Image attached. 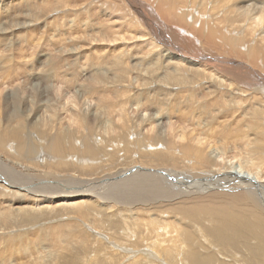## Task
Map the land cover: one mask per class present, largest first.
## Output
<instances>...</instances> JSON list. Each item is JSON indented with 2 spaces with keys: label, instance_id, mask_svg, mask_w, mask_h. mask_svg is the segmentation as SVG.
Wrapping results in <instances>:
<instances>
[{
  "label": "bare ground",
  "instance_id": "1",
  "mask_svg": "<svg viewBox=\"0 0 264 264\" xmlns=\"http://www.w3.org/2000/svg\"><path fill=\"white\" fill-rule=\"evenodd\" d=\"M115 1L120 5L117 17L109 11L114 0L61 5L56 0H0V64L19 54L23 32L49 15L56 17L63 7L69 14L75 8L76 16L85 17L86 11L90 17L78 42L53 43L54 48L41 49L31 59L41 66L52 53L62 62L55 70L76 59L81 72L72 76L71 90L62 88L60 72L55 78L36 70L32 75L18 61V67L11 63L5 68L16 72L20 67L17 74H26L0 81V182L15 188L9 192L0 186L10 195L0 198L2 229L4 216L15 212L17 218L7 222L12 228L33 226L40 235L33 239L40 254L36 258L43 264L81 261L87 232H76L75 225L73 236H67L71 240L66 235L51 240L50 233L39 230L41 218L44 223L61 220L70 209L76 223V217H88L97 207L122 221H148L139 225L152 235L148 250L131 255L128 264H214L219 245L235 258L264 252V243L256 240L264 235V0ZM22 11L26 13L20 16ZM36 53L33 47L29 54ZM50 78L56 91L41 89ZM128 145L134 161L128 166L122 162L112 175L114 167L105 168L109 158L122 161L119 154ZM97 170L102 178L93 176ZM69 178L78 185L62 180ZM19 189L23 196L15 192ZM60 220L55 230L63 225ZM56 232V237L63 233ZM194 235L210 240L216 252L204 249V254L193 243ZM169 239L182 247L169 246ZM234 263L261 264L259 258Z\"/></svg>",
  "mask_w": 264,
  "mask_h": 264
},
{
  "label": "rangeland",
  "instance_id": "2",
  "mask_svg": "<svg viewBox=\"0 0 264 264\" xmlns=\"http://www.w3.org/2000/svg\"><path fill=\"white\" fill-rule=\"evenodd\" d=\"M7 1V0H6ZM57 1V4L58 5H61V4H64V3H66V2H68L69 0H56ZM116 1L114 0V3H113V6H110V8H109V11L111 12V14H112V16H114V17H117L119 14H118V12H119V9H120V5H119V3L118 2H116ZM37 3H39V5L38 6H40V7H42V4L40 3V2H37ZM45 6V5H44ZM121 6H122V9H123V4L121 3ZM33 8H36V6H32ZM114 7V8H113ZM116 7H117V9H116ZM67 7H63V9L59 12V13H57V16L55 17V15H49V18L48 17H46L45 19H43V21H42V23L41 24H39L38 26H32V29H29L28 31H29V33H28V31H25V32H23V35H22V37H21V39L20 40H22L24 43H26V45L23 43V45H20L19 47H21V48H19L18 47V52H19V54L17 53V56H13L11 59H9L8 60V62L6 61V62H4L3 64L1 63L0 64V81H2L3 83L4 82H6V81H8V80H13V79H17V77L20 79L24 74H26L25 72H19V74H17L18 73V69L20 68H16L17 69V71L16 72H14V70L12 71V72H5V68L6 67H9L10 65H11V63H13L14 65H15V67H18L16 64H15V62H17L18 61V63L20 64H23V66H28V69H27V71L28 70H31L32 71V75H34L35 74V72L36 71H39V73H40V75L42 74L43 76H45V75H47L48 74V76L49 77H53V78H55L54 76H53V74L55 73V72H60V74L59 75H62L63 77L62 78H64L63 80L65 81V83L64 84H62V88L64 87V88H66L68 91L69 90H71L72 89V86H73V83H74V79H73V77L74 76H77L78 75V73H79V71H80V64L79 63H74V61L73 60H75L76 61V59H72V62L74 63H72L71 61L70 62H64V63H66V67L64 68V67H62L61 69L59 68V70L56 68V70L53 68L55 65H56V67H58V66H62V62H61V58H57L54 54L52 55V53L51 54H47L46 56H45V58L43 59V60H41L40 61V65L41 66H39V60H38V63H37V65H36V63H34V62H32L36 57H37V55H38V53L39 52H41L42 50L41 49H43V51H44V49L45 50H47V49H52V48H54L53 47V45H55L56 47H64V46H66V45H68V44H70L71 42H78L79 40H80V38L82 37V35H83V31H84V29L83 28H85V24H86V22L87 21H89V13L88 12H86V11H84V13L86 14L85 15V17L83 16V15H81V16H76L75 14H73V13H75L74 11L76 10L75 8L73 9L72 8V12H71V14H69V12H68V9H66ZM21 10V9H20ZM24 10V9H23ZM65 10V11H64ZM63 12V13H62ZM66 12V13H65ZM68 12V13H67ZM26 12L25 11H22V14L20 15V16H23L24 14H25ZM60 13H61V15H60ZM65 13V14H64ZM116 13V14H115ZM62 14H63V16H62ZM117 15V16H116ZM91 16H93V14H91ZM67 17V18H66ZM76 17V18H75ZM85 19H84V18ZM48 18V19H47ZM66 18V19H65ZM62 19V20H61ZM68 19V20H67ZM72 19V20H71ZM83 19V21H81ZM48 20L50 21V22H48ZM69 21V22H68ZM80 21V22H79ZM83 24H82V23ZM116 24H119L120 23V21L117 19L116 21ZM45 23V24H44ZM55 23V24H54ZM66 23V24H65ZM70 23H72L73 25L71 26V24ZM80 23V24H79ZM85 23V24H84ZM49 24V25H48ZM51 24V25H50ZM53 24V25H52ZM72 27V28H69L70 26ZM81 25V26H80ZM40 26V27H39ZM42 26V27H41ZM46 26V27H45ZM50 26V29L48 28ZM51 26H52V28H51ZM75 26V27H74ZM35 27H37V29L35 28ZM48 28V29H47ZM67 28H68V30H67ZM73 28H76V30L75 29H73ZM45 29L47 30V32L45 31ZM52 29H53V31H52ZM63 29V30H62ZM36 30V31H35ZM128 30H131V29H128ZM39 31V32H38ZM45 31V32H44ZM61 31V32H60ZM70 31H72V32H70ZM22 32V31H21ZM66 34H65V33ZM72 33V36H70L71 38L70 39H68L67 37H69V36H67V35H70V33ZM41 33V34H40ZM63 33V34H62ZM30 34V35H29ZM27 35V36H26ZM48 35H50V36H48ZM31 36V37H30ZM48 36V37H47ZM62 36V37H61ZM29 37H30V39H29ZM79 37V38H78ZM23 38V39H22ZM52 39V40H51ZM79 39V40H78ZM41 40V41H40ZM40 41V42H39ZM52 42V43H51ZM70 42V43H69ZM39 43V45H37ZM53 43H55V44H53ZM53 44V45H52ZM52 45V46H51ZM38 46V47H37ZM50 46V47H49ZM34 47V52H37L36 53V55L34 56V55H30L29 53H31V51H32V48ZM23 48H25V49H23ZM28 48V49H27ZM20 50V51H19ZM28 50V51H27ZM37 50V51H36ZM23 51V52H22ZM26 52V53H25ZM21 53V54H20ZM95 55V54H94ZM34 56V57H33ZM52 56V57H51ZM17 57H20V58H18L17 59ZM26 57V58H25ZM32 57V58H31ZM49 57H50V59H49ZM22 58V59H21ZM31 59H32V61H31ZM56 59V60H55ZM22 60V61H21ZM23 60H25V61H23ZM48 60V61H47ZM52 60V61H51ZM84 60H86V59H84ZM83 59H81V61H82V63L83 62H85ZM15 61V62H14ZM51 61V62H50ZM81 61H80V63H81ZM88 61V62H87ZM29 62V63H28ZM43 62H44V65H42L43 64ZM86 62H87V64L89 65V64H92L93 62L91 61V57L90 58H87V60H86ZM8 63V64H7ZM17 63V64H18ZM51 63V64H50ZM56 63V64H55ZM61 63V64H60ZM31 66H29V65ZM2 66V67H1ZM22 66V67H23ZM33 66V67H32ZM35 67V68H34ZM45 67V68H44ZM40 68H42V69H44V70H42V69H40ZM53 68V69H52ZM75 68V69H74ZM50 69V70H49ZM107 69V68H106ZM34 70H36V71H34ZM52 70L54 71V72H52ZM62 70L64 71L65 70V72H63L62 73ZM77 71H78V73H77ZM13 72H14V74L15 75H13ZM42 72V73H41ZM67 72V73H66ZM69 72V73H68ZM81 72V71H80ZM1 73H2V75H1ZM5 73V75H3ZM74 73V74H73ZM12 74V75H11ZM22 74V75H21ZM67 74V75H66ZM69 74V75H68ZM17 75V77H15ZM66 75V76H65ZM8 76V77H7ZM9 76H10V78H9ZM13 76V77H12ZM70 76V77H69ZM73 76V77H72ZM12 77V78H11ZM3 78L4 79H6L5 81L3 80ZM75 78V77H74ZM52 80V81H51ZM63 80H62V83H63ZM72 80V81H71ZM20 81H22V80H20ZM50 81V82H49ZM72 82V84H71V82ZM1 83V82H0ZM7 83V82H6ZM15 83V88L19 85L18 84V82H14ZM68 84V85H67ZM50 85V86H49ZM41 89H49V90H52V91H56V87L53 85V79L52 78H50L49 80H47V81H45V84H44V86H42L41 87ZM65 89V90H66ZM17 90H18V88H17ZM31 95V93H29V95L28 94H26L25 96L26 97H29ZM53 102H55V101H52V102H50L51 104L53 103ZM58 106H59V103H58ZM188 112H186V115H190V112L187 114ZM191 119V118H190ZM91 140V139H90ZM75 142H78L79 143V145L81 144L80 142H81V140H76ZM140 145V144H139ZM78 146L76 145V148H77ZM128 150L127 151H122L119 155H122L123 157H125L122 161H119V160H117V158H109L110 159V161L108 160V162H107V166H105V168H109V169H112L113 167V170H115L114 172H112V175H114V174H116V172H118L119 171V169L121 168L120 167V165H122L123 163H126V166H128L129 164H130V161H134V156H133V153L130 151V147H129V145H128ZM77 152H78V150L76 151V153H75V156H76V154H77ZM124 153V154H123ZM127 154H129L128 156H126ZM125 155V156H124ZM132 155V156H131ZM127 157V158H126ZM66 158H68V157H66ZM129 158V159H128ZM112 159H114V160H112ZM111 160H112V162H111ZM129 160V161H128ZM123 162V163H122ZM113 163V164H112ZM114 163H115V165H114ZM129 163V164H128ZM111 165V166H109V165ZM120 164V165H119ZM116 167V168H115ZM120 167V168H119ZM118 170V171H117ZM97 173H95L93 176L95 177L96 176V178H100L101 176H103L102 174H103V172H101L100 170L98 171H96ZM75 175H77V174H75ZM90 174H86L85 176H89ZM100 175V176H99ZM80 177H81V175H80ZM102 178V177H101ZM49 179H53V180H56V179H54L53 177H49ZM83 179H85V178H83ZM64 182H68V183H70V185H72V186H77L78 185V181L76 180V179H71V178H69V180H72V181H67V179H62ZM66 180V181H65ZM73 181H75V183H73ZM77 181V182H76ZM3 182V181H2ZM0 184H2L1 182H0ZM67 185V184H66ZM0 186H3L4 187V185L2 184V185H0ZM4 188H8L7 186H5ZM9 189H12V190H14L15 188H9ZM9 189H7V191H9ZM7 191H0V198H3V196H4V198H9V197H7V196H10V195H8V193L11 191H9V192H7ZM3 192V193H2ZM15 192H18V195H22L23 194V191L21 192V190L19 189V190H16ZM72 191H70V192H68V193H71ZM1 193L3 194V195H1ZM207 193V192H206ZM23 196V195H22ZM5 204V203H4ZM44 205H46V204H44ZM31 207V205H29V207H24L23 209H25V211L27 210V208L29 209ZM94 208V207H93ZM45 210H47V211H50L51 209H47V207H45L44 208ZM56 209V208H55ZM94 209H96L95 211H96V213L94 212V214H92V215H90V216H88V217H82V218H84L83 219V221H82V218L81 217H76V223H75V220H73V218H72V216H75V214L74 213H72V214H68V211L70 210V209H67L66 211H67V214H65L66 212H64V216H59V218H61V220L60 219H58V220H56V219H53V220H50V222H43V219L41 218V224H39L38 226H41V225H43L39 230H41V232L43 231V230H45L44 232H46V235H48V233H50V237H47V238H49V239H51V240H57L58 238L59 239H61V238H63L65 235V237L66 238H68L67 236L69 235V234H71L72 236H73V229L71 228L72 226H75V225H77V228L75 229L76 230V232L77 231H80V230H82V231H84V232H87V234H85V235H87V236H85V238H83V240L85 241V244L86 245H84V243H82L83 242V240L80 238L79 240H78V243H82L83 245H82V247H85V251L86 252H84L82 255H85V256H82L81 257V261H78V262H76V263H72V264H128L129 262H130V260L131 259H133L134 257H132L131 255H134V254H136V256H140V255H142L143 256V253H144V251H145V249L147 248V246H146V244L148 243V241H150V239L152 238V235H149L148 234V228H145L144 229V227L143 228H140V223H147V224H149L148 223V221L146 222V221H143V219H141L140 221H135V217L133 218V220L132 219H125L124 221H122V216H120V217H118V215H114V214H112V213H114V212H109V211H106L104 208H101V207H97V208H94ZM104 209V210H103ZM52 211H53V209H52ZM110 213V214H109ZM107 214V215H106ZM111 215L112 217H111V220H109L108 218H110L109 217V215ZM67 215V216H66ZM104 215V216H103ZM17 216V213L15 212L13 215H9V216H4V218H3V223H2V225H4V226H6V229H2V227H1V223H0V264H15L14 263V261H16V264H33L34 262V264H38L39 263V260L37 261V258H36V255H37V257H39V252L37 253V249L34 247V240H36L38 237V235L39 234H37L35 231H32L33 229H34V227L33 226H31V227H25V226H23V228L22 229H16V228H12V226H11V224L10 223H7V222H10V220H12V219H14V218H17L16 217ZM95 217V218H94ZM105 217V218H104ZM113 218V219H112ZM71 219V220H70ZM100 219V220H99ZM1 220V219H0ZM60 220V222H61V228H59V226H58V228L55 230L54 228H56V224H58L59 221ZM108 220V221H107ZM78 221V222H77ZM1 222V221H0ZM65 222H66V227H65ZM14 223V222H13ZM55 223V224H54ZM78 223V224H77ZM50 224V225H49ZM102 224V225H101ZM33 225V224H32ZM46 227H45V226ZM51 225H54V227H52ZM85 225H88L90 228H92L93 229V231L94 232H96V234H98V236L97 235H94V234H92V230L90 231V230H88L87 228H86V226ZM48 226H49V228H48ZM100 226H102V229H104L105 231H102L101 232V230H100ZM29 228V229H28ZM32 230H31V229ZM51 228V229H50ZM64 228V229H63ZM98 228V229H97ZM107 228V229H106ZM194 228V227H193ZM54 229V230H53ZM125 229H128V231H129V233L128 234H126L127 233V231L125 230ZM21 230V231H20ZM29 230V231H28ZM89 231V233H88V231ZM194 230H195V228H194ZM56 231H58V233H62L61 234V236L60 237H56L57 235H54L55 234V232ZM113 231V232H112ZM132 231V232H131ZM32 232V233H31ZM105 232V233H104ZM193 232H195V231H193ZM22 233H23V235H22ZM34 233V234H33ZM39 233H40V231H39ZM54 233V234H53ZM57 232H56V234H58ZM100 233H103V235H101L100 236ZM107 233H109L108 235H107ZM130 233H131V235H130ZM90 234H92V235H90ZM126 234V235H125ZM142 234V235H141ZM16 235H18V238L16 237ZM60 235V234H59ZM64 235V236H63ZM13 236H15V237H13ZM27 236V237H26ZM40 236V235H39ZM128 236V237H127ZM197 236V237H196ZM3 237H5V242L3 241L4 240V238ZM21 237V238H20ZM37 237V238H36ZM98 237H102V238H100V240L98 241ZM106 237V238H105ZM108 237H110V238H108ZM126 237V238H125ZM245 238H249V235H245L244 236ZM12 238L14 239L15 238V240H12ZM23 238V239H22ZM25 238H26V240H25ZM131 238H133V239H131ZM18 239V240H17ZM34 239V240H33ZM58 239V240H59ZM69 240H71V238H68ZM107 240V241H106ZM128 240H129V242H128ZM131 240V241H130ZM169 240H172V239H169ZM207 240H209L208 238H207ZM258 242H260V243H264V235H263V237L262 238H260V239H256ZM7 241V242H6ZM12 241V242H11ZM14 241V242H13ZM20 241V242H19ZM34 241V242H33ZM136 241H137V243H136ZM174 240H172V243H171V245H170V243L168 242V244H169V246H173V245H176V244H178V245H176L175 247H176V249L178 248V247H182V245H179L180 244V242H173ZM214 241V240H213ZM21 242H22V244H21ZM29 242H31V244H29ZM139 242V243H138ZM200 242V243H199ZM203 242V243H202ZM209 242V244L208 243H205L203 240H202V237H200V235H194L193 236V243L195 244H197L198 246H199V244H200V246L201 247H203V251H204V254H205V252L206 253H208V254H210V253H213V252H216V251H214V247H213V244L210 242V240L208 241ZM5 243H7V245L8 246H5L6 244ZM11 243H12V247H11ZM15 245H14V244ZM17 243H19L18 245H19V248H18V245H16ZM115 243V244H114ZM122 243V244H121ZM144 243V244H143ZM174 243V244H173ZM192 243V244H193ZM10 244V245H9ZM121 244V245H120ZM166 244H167V241H166ZM167 244V245H168ZM25 245H26V247H25ZM95 245V246H94ZM115 245V246H114ZM167 245H165L166 247H167ZM196 245V246H197ZM29 248H28V247ZM31 246V247H30ZM32 246L34 247V249H32V251L30 250L31 248H32ZM221 245H219L218 247H219V250L220 251H218V253L216 252V255H213V261H214V264H235L234 263V261H236V262H238V261H242V260H248V259H253V258H259V260H260V263L261 264H264V252H261L260 250H254V254H253V256H251V257H242L241 255L239 256V257H237V258H235L234 257V255H233V252H229L228 253V255L227 254H225L224 252V250L220 247ZM115 247H117V248H119V249H117V248H115ZM227 247H229L230 249H235V250H237L236 252L237 253H240L239 251H238V249H239V247H232V246H227ZM4 248H6V249H4ZM16 248V249H15ZM22 248V249H21ZM26 248V249H25ZM94 248H95V251H94ZM15 249V250H14ZM54 249V248H53ZM87 249V250H86ZM121 249V250H120ZM204 249H206V251L204 250ZM221 249L223 250L222 252H221ZM4 250V251H3ZM9 250V251H8ZM11 250V251H10ZM14 250V251H13ZM22 250V251H21ZM30 250V251H29ZM69 250V249H68ZM144 250V251H143ZM146 250H148V249H146ZM150 250V249H149ZM17 251H18V254H17V256L15 255L16 253H17ZM28 251H29V253H28ZM35 251V252H34ZM112 251V252H111ZM116 251L120 254V256H125V258H123V259H120V256H118L117 254H116ZM22 252V253H21ZM33 252V253H32ZM92 252V253H91ZM96 252V253H95ZM115 252V253H114ZM129 252V253H128ZM176 252L178 253V250H176ZM200 252V251H199ZM219 252H221L222 253V255H221V253H219ZM15 253V254H14ZM202 253V252H201ZM34 254V255H33ZM93 254V255H92ZM113 254V255H112ZM123 254V255H122ZM12 255V256H11ZM14 255V256H13ZM30 255V256H29ZM87 255H89L88 257H89V259H88V257H87ZM91 255L93 256V257H91ZM95 255V256H94ZM26 256V257H25ZM32 256V257H31ZM97 256V257H96ZM142 256H141V258H142ZM11 259H9V258ZM21 259H20V258ZM84 257V258H83ZM113 257V258H112ZM119 257V258H118ZM128 257V258H127ZM132 257V258H131ZM15 258V260L13 261V259ZM84 260H83V259ZM5 259V260H4ZM7 259V260H6ZM27 259V260H26ZM33 259V260H32ZM4 260V261H3ZM8 260H9V262H8ZM26 260V261H25ZM28 260H30L29 262H28ZM34 260H36V261H34ZM79 260V259H78ZM98 260V261H97ZM11 261V262H10ZM93 261H95V262H93ZM109 262V263H108ZM42 262L40 261V263L39 264H41ZM212 263V262H211ZM43 264V263H42ZM54 264H59V262L57 263V261L54 263ZM60 264H61V262H60Z\"/></svg>",
  "mask_w": 264,
  "mask_h": 264
}]
</instances>
